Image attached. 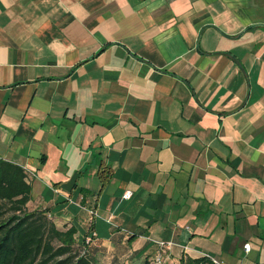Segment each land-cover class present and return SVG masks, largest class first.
I'll use <instances>...</instances> for the list:
<instances>
[{
  "label": "crops",
  "instance_id": "obj_1",
  "mask_svg": "<svg viewBox=\"0 0 264 264\" xmlns=\"http://www.w3.org/2000/svg\"><path fill=\"white\" fill-rule=\"evenodd\" d=\"M0 160L93 264H264V0H0Z\"/></svg>",
  "mask_w": 264,
  "mask_h": 264
},
{
  "label": "trees",
  "instance_id": "obj_2",
  "mask_svg": "<svg viewBox=\"0 0 264 264\" xmlns=\"http://www.w3.org/2000/svg\"><path fill=\"white\" fill-rule=\"evenodd\" d=\"M30 194L27 174L0 160V264H93L74 228L57 229L43 211H30Z\"/></svg>",
  "mask_w": 264,
  "mask_h": 264
},
{
  "label": "built area",
  "instance_id": "obj_3",
  "mask_svg": "<svg viewBox=\"0 0 264 264\" xmlns=\"http://www.w3.org/2000/svg\"><path fill=\"white\" fill-rule=\"evenodd\" d=\"M94 237H95V235L92 234V236L89 237V238L85 241V243H86V244L90 243V241H91ZM155 244H156L159 248H161V249H170V247L173 246V244H171V243L155 242ZM245 250H247V247H245ZM203 258L209 260V261L211 262V264H220V263H218V262H216V261H214V260L208 258V257L205 256V255H203ZM156 263H159V259L156 260Z\"/></svg>",
  "mask_w": 264,
  "mask_h": 264
}]
</instances>
